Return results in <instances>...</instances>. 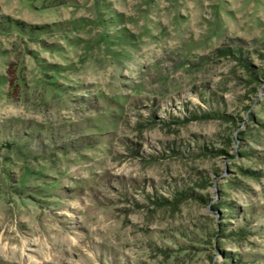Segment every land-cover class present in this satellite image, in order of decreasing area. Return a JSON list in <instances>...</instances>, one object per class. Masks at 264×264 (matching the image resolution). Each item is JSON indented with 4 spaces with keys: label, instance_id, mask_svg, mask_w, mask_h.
<instances>
[{
    "label": "rangeland",
    "instance_id": "374dc122",
    "mask_svg": "<svg viewBox=\"0 0 264 264\" xmlns=\"http://www.w3.org/2000/svg\"><path fill=\"white\" fill-rule=\"evenodd\" d=\"M0 264H264V0H0Z\"/></svg>",
    "mask_w": 264,
    "mask_h": 264
}]
</instances>
